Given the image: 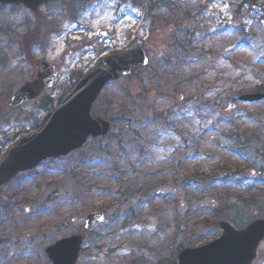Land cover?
Listing matches in <instances>:
<instances>
[{"label": "rangeland", "instance_id": "obj_1", "mask_svg": "<svg viewBox=\"0 0 264 264\" xmlns=\"http://www.w3.org/2000/svg\"><path fill=\"white\" fill-rule=\"evenodd\" d=\"M157 3L155 20L145 16L147 0H95L74 21L63 4L34 16L0 7V154L6 140L39 131L53 110L44 97L8 106L14 90L31 79L34 61L45 56L63 74L55 101L69 90L74 74L67 63L77 57L133 48L145 33L140 45L149 56L147 67L106 86L94 104V115L115 123L108 136L41 163L0 191V264H51L44 249L76 233L84 236L77 264H176L182 249L220 236L210 223L234 220L242 228L264 218V99L238 101L264 93V1L255 10L244 0H216L227 3V18L209 0ZM82 25L98 34L70 35ZM186 41L183 59L179 46ZM229 139L245 144L254 168L233 157ZM233 165L261 184L248 190L220 182ZM200 174L215 180L187 186V177ZM196 200L203 211L187 212ZM93 211L105 221L86 232L85 217ZM204 218L209 224H200ZM252 264H264V240Z\"/></svg>", "mask_w": 264, "mask_h": 264}, {"label": "water", "instance_id": "obj_2", "mask_svg": "<svg viewBox=\"0 0 264 264\" xmlns=\"http://www.w3.org/2000/svg\"><path fill=\"white\" fill-rule=\"evenodd\" d=\"M52 0H0V5H23L32 12L41 4ZM89 1V0H79ZM253 7L257 8L255 1ZM147 58L143 49L124 54H111L103 64L82 77L52 113L45 126L37 133L22 137L10 147L0 162V188L17 176L36 168L47 159L68 157L83 147L88 138L103 137L109 133L111 122L94 117L91 107L108 81L129 75L131 65L145 66ZM52 66L42 62L41 72L19 87L11 96L8 105L16 107L35 101L41 92L52 85ZM264 99V94L254 93L239 98L243 102ZM104 221L101 212L87 215L85 229L91 230ZM222 234L217 239L196 248H185L177 256V264H251L259 243L264 239V218L235 229L227 221L218 223ZM83 242L81 235L60 239L45 249L52 264H76Z\"/></svg>", "mask_w": 264, "mask_h": 264}, {"label": "trees", "instance_id": "obj_3", "mask_svg": "<svg viewBox=\"0 0 264 264\" xmlns=\"http://www.w3.org/2000/svg\"><path fill=\"white\" fill-rule=\"evenodd\" d=\"M159 1H160L158 3L159 5L163 3V2H161L162 0H159ZM44 98H45L44 99L45 105H51L52 104L53 100L49 96H46ZM61 99L62 98L58 99V101H61ZM238 112H240V111H238ZM157 115L160 118L165 117V115L161 114V113H159ZM247 116L249 117V115H247ZM256 122H260V121L258 120ZM126 123H130V119H126ZM229 143L231 144L230 150L231 149L234 150V153H232L234 158L240 160L241 162H244L247 165V168H252V167L254 168L255 167V164H254L253 160L251 159V157L249 158L248 151L246 150L247 148L245 147V144H243L240 139H238V140L229 139ZM236 167H237V169H236ZM230 168L233 169L234 172L231 173V174L225 172L226 174L221 176L220 182H223V183L231 182V183H233V185L240 186V187H242L243 185L247 184V185H249V187L247 188L248 190H250L253 187L255 188V187L260 185V179L251 178V177L249 178L247 174H244L243 171H241V170H244V168H241L238 165H233ZM230 168H229V170H230ZM208 176H209V174H202V175L200 174V176L196 175V176H192V177L191 176L187 177L186 180L190 178L189 183H188L187 186H189V187H197L198 185H209L215 179L209 178ZM261 192H264V190H262ZM219 205L221 206L222 202H220ZM202 206L203 205L200 203V201L196 200L193 203L191 202V204H189L188 207H186V210H187V212L189 211V212H193L194 214H199V213H201L203 211V207ZM230 222L234 226L237 225V222L234 221V220H230ZM200 224L201 225L209 224L208 219H205V218L202 219L200 221ZM210 224H212L213 227L216 226V222H213V223H210Z\"/></svg>", "mask_w": 264, "mask_h": 264}, {"label": "flooded vegetation", "instance_id": "obj_4", "mask_svg": "<svg viewBox=\"0 0 264 264\" xmlns=\"http://www.w3.org/2000/svg\"><path fill=\"white\" fill-rule=\"evenodd\" d=\"M79 6H84V5H82V4H78ZM47 6H49V7H57V1H55V2H53V3H51V4H49V5H47ZM34 64H35V66H34V70L37 68V65H36V63L34 62ZM33 76V75H32ZM56 76H57V71H56ZM51 91V89L50 90H45L44 91V93H43V95H46V94H48L49 92Z\"/></svg>", "mask_w": 264, "mask_h": 264}]
</instances>
